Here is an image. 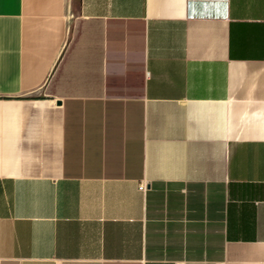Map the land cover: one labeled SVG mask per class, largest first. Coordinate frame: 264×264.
<instances>
[{"label": "crops", "instance_id": "crops-1", "mask_svg": "<svg viewBox=\"0 0 264 264\" xmlns=\"http://www.w3.org/2000/svg\"><path fill=\"white\" fill-rule=\"evenodd\" d=\"M0 264H264V0H0Z\"/></svg>", "mask_w": 264, "mask_h": 264}, {"label": "built area", "instance_id": "built-area-1", "mask_svg": "<svg viewBox=\"0 0 264 264\" xmlns=\"http://www.w3.org/2000/svg\"><path fill=\"white\" fill-rule=\"evenodd\" d=\"M139 189H140L141 191H143V190H144V186H143V185H140V186H139Z\"/></svg>", "mask_w": 264, "mask_h": 264}]
</instances>
